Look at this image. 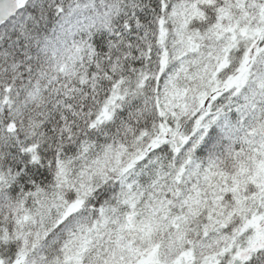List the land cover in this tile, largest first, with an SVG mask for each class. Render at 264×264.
<instances>
[{"label":"snow or ice","instance_id":"snow-or-ice-1","mask_svg":"<svg viewBox=\"0 0 264 264\" xmlns=\"http://www.w3.org/2000/svg\"><path fill=\"white\" fill-rule=\"evenodd\" d=\"M0 264H264V0H0Z\"/></svg>","mask_w":264,"mask_h":264}]
</instances>
